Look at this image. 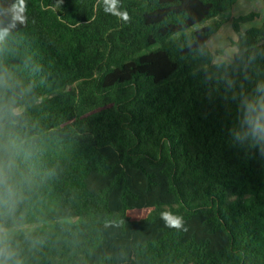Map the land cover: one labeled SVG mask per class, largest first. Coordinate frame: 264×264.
Wrapping results in <instances>:
<instances>
[{
  "label": "trees",
  "instance_id": "1",
  "mask_svg": "<svg viewBox=\"0 0 264 264\" xmlns=\"http://www.w3.org/2000/svg\"><path fill=\"white\" fill-rule=\"evenodd\" d=\"M238 1L0 0L9 264H264V23Z\"/></svg>",
  "mask_w": 264,
  "mask_h": 264
},
{
  "label": "clouds",
  "instance_id": "2",
  "mask_svg": "<svg viewBox=\"0 0 264 264\" xmlns=\"http://www.w3.org/2000/svg\"><path fill=\"white\" fill-rule=\"evenodd\" d=\"M106 4H110L111 0H105ZM107 10V9H106ZM126 18V17H125ZM12 85L7 77L0 76V89L10 90ZM8 101L5 99L0 102V112L7 111ZM264 156V150H261ZM15 167L14 161L9 157L0 158V203H11L15 196V189L12 183V172ZM161 218L165 220L171 227L180 228L183 225L181 217H173L169 212L161 213ZM9 229L0 225V264H9V261L15 255L8 245ZM18 264V262H17Z\"/></svg>",
  "mask_w": 264,
  "mask_h": 264
},
{
  "label": "rangeland",
  "instance_id": "3",
  "mask_svg": "<svg viewBox=\"0 0 264 264\" xmlns=\"http://www.w3.org/2000/svg\"><path fill=\"white\" fill-rule=\"evenodd\" d=\"M253 3L254 2L252 0H249L248 2L242 0L240 6L239 4H237L236 8L234 9V14L239 12L241 16H244L253 12L252 11V9L254 8ZM239 7L241 10L237 11ZM262 22H264V8L260 10L258 17L255 18L252 22L240 24L239 30L243 32L250 27L254 28L260 26ZM236 40H237V36L231 29L230 25L223 26L217 34L213 35L208 41L207 46L214 54V61L229 62L231 60V53L233 54L234 52L236 53V46L234 45ZM144 213L145 212H138L135 213V216L140 217Z\"/></svg>",
  "mask_w": 264,
  "mask_h": 264
},
{
  "label": "crops",
  "instance_id": "4",
  "mask_svg": "<svg viewBox=\"0 0 264 264\" xmlns=\"http://www.w3.org/2000/svg\"><path fill=\"white\" fill-rule=\"evenodd\" d=\"M242 1V0H241ZM241 1H238L237 3H236V5L234 6V8H233V10H232V17H239V16H241L240 14H239V12H237V11H239V10H241L240 9V7H239V9H237V11H235V12H237V13H235L234 14V9L236 8V6H237V4H239V6H240V4H241ZM243 1H249V0H243ZM254 3H253V9H252V11L254 12V13H256L257 14V17H258V14H259V12H260V10L262 9V8H264V0H260V1H258V0H252ZM256 17V18H257ZM252 22V21H251ZM247 23H249V22H247ZM262 23H264V22H262ZM261 23V24H262ZM261 24H260V26H261ZM226 26H228V25H230L231 26V24H230V22H228L227 24H225ZM225 25H223V26H225ZM222 26V27H223ZM260 26H257V27H260ZM221 27V28H222ZM257 27H254V28H257ZM220 28V29H221ZM251 28V27H250ZM250 28H248V29H250ZM232 29V28H231ZM247 29V30H248ZM220 31V30H219ZM218 31V32H219ZM246 31V30H245ZM217 32V33H218ZM244 32V31H243ZM216 33V34H217ZM213 53V52H212ZM234 54H235V52H234ZM233 53H231V60H232V58H233V55H234ZM214 55V54H213ZM231 60L229 61V62H231ZM224 62H226V61H224ZM229 62H226V63H229Z\"/></svg>",
  "mask_w": 264,
  "mask_h": 264
},
{
  "label": "snow or ice",
  "instance_id": "5",
  "mask_svg": "<svg viewBox=\"0 0 264 264\" xmlns=\"http://www.w3.org/2000/svg\"><path fill=\"white\" fill-rule=\"evenodd\" d=\"M113 2H114V0H113Z\"/></svg>",
  "mask_w": 264,
  "mask_h": 264
}]
</instances>
